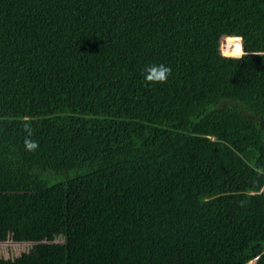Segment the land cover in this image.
I'll use <instances>...</instances> for the list:
<instances>
[{
	"label": "trees",
	"instance_id": "16d2710c",
	"mask_svg": "<svg viewBox=\"0 0 264 264\" xmlns=\"http://www.w3.org/2000/svg\"><path fill=\"white\" fill-rule=\"evenodd\" d=\"M8 242L0 264H264V0H0Z\"/></svg>",
	"mask_w": 264,
	"mask_h": 264
},
{
	"label": "clouds",
	"instance_id": "9594fccd",
	"mask_svg": "<svg viewBox=\"0 0 264 264\" xmlns=\"http://www.w3.org/2000/svg\"><path fill=\"white\" fill-rule=\"evenodd\" d=\"M144 79L148 83H164L167 81L169 75L171 74V69L164 65H149L144 69ZM24 130L27 133L25 137L24 145L27 151H35L39 144L32 140L30 137L32 136V129L30 125L25 124Z\"/></svg>",
	"mask_w": 264,
	"mask_h": 264
},
{
	"label": "rangeland",
	"instance_id": "374dc122",
	"mask_svg": "<svg viewBox=\"0 0 264 264\" xmlns=\"http://www.w3.org/2000/svg\"><path fill=\"white\" fill-rule=\"evenodd\" d=\"M29 246L26 244H14L11 242L1 244L0 243V256L6 258H15L16 256L21 255L23 252L29 250Z\"/></svg>",
	"mask_w": 264,
	"mask_h": 264
},
{
	"label": "built area",
	"instance_id": "2783aa9c",
	"mask_svg": "<svg viewBox=\"0 0 264 264\" xmlns=\"http://www.w3.org/2000/svg\"><path fill=\"white\" fill-rule=\"evenodd\" d=\"M224 40H236V41H238V43H239V47H240V49H241V52L239 53V54H234V55H232V56H236V57H240L242 54H243V50H242V46H241V40L239 39V38H228V39H224ZM222 52H223V46H222ZM223 54L224 55H228V56H231V55H229V54H225L224 52H223Z\"/></svg>",
	"mask_w": 264,
	"mask_h": 264
},
{
	"label": "water",
	"instance_id": "95a60500",
	"mask_svg": "<svg viewBox=\"0 0 264 264\" xmlns=\"http://www.w3.org/2000/svg\"><path fill=\"white\" fill-rule=\"evenodd\" d=\"M229 41V40H228ZM227 40H223L222 42V46H223V51L227 48V46L229 45V42ZM225 52V51H224ZM233 54H231L232 56ZM237 55V54H236ZM240 55V54H239Z\"/></svg>",
	"mask_w": 264,
	"mask_h": 264
},
{
	"label": "snow or ice",
	"instance_id": "6c2138e0",
	"mask_svg": "<svg viewBox=\"0 0 264 264\" xmlns=\"http://www.w3.org/2000/svg\"><path fill=\"white\" fill-rule=\"evenodd\" d=\"M237 47H239V46H237Z\"/></svg>",
	"mask_w": 264,
	"mask_h": 264
}]
</instances>
